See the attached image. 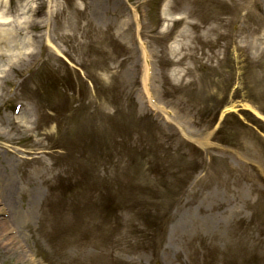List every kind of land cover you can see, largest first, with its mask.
Instances as JSON below:
<instances>
[{"label": "rangeland", "instance_id": "1", "mask_svg": "<svg viewBox=\"0 0 264 264\" xmlns=\"http://www.w3.org/2000/svg\"><path fill=\"white\" fill-rule=\"evenodd\" d=\"M0 264H264V0H0Z\"/></svg>", "mask_w": 264, "mask_h": 264}, {"label": "bare ground", "instance_id": "2", "mask_svg": "<svg viewBox=\"0 0 264 264\" xmlns=\"http://www.w3.org/2000/svg\"><path fill=\"white\" fill-rule=\"evenodd\" d=\"M10 33H11V32H10ZM11 34H12V33H11ZM12 35H13V34H12ZM12 35H10L9 37H12ZM76 154H77L78 156L81 157V152H77ZM72 165H73V167L76 166L75 161L72 162Z\"/></svg>", "mask_w": 264, "mask_h": 264}]
</instances>
